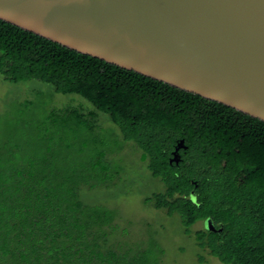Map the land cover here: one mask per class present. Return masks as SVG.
<instances>
[{
	"label": "trees",
	"instance_id": "16d2710c",
	"mask_svg": "<svg viewBox=\"0 0 264 264\" xmlns=\"http://www.w3.org/2000/svg\"><path fill=\"white\" fill-rule=\"evenodd\" d=\"M0 76L11 83L37 80L93 106L47 114L45 133L39 135L41 168L35 152L24 160L19 146L0 154V264H156L147 261V250L108 245L107 236L123 229L115 223L116 213L80 198L82 187L108 188L111 171L118 174L105 151H95L88 180L77 169L67 170L66 161L57 169L51 165L54 134L69 150L65 134L92 136L98 112L109 117L125 141L135 143L141 162L163 185L144 198L145 205L177 215L186 235L200 221L221 228L196 231L194 239L222 264H264L262 121L2 20ZM179 139L187 148L182 163L170 166L169 152Z\"/></svg>",
	"mask_w": 264,
	"mask_h": 264
},
{
	"label": "water",
	"instance_id": "95a60500",
	"mask_svg": "<svg viewBox=\"0 0 264 264\" xmlns=\"http://www.w3.org/2000/svg\"><path fill=\"white\" fill-rule=\"evenodd\" d=\"M0 20L264 123V0H0Z\"/></svg>",
	"mask_w": 264,
	"mask_h": 264
},
{
	"label": "rangeland",
	"instance_id": "374dc122",
	"mask_svg": "<svg viewBox=\"0 0 264 264\" xmlns=\"http://www.w3.org/2000/svg\"><path fill=\"white\" fill-rule=\"evenodd\" d=\"M65 107L76 112L93 109L78 95L56 93L50 85L40 81L11 83L0 76V154L19 146L24 151V160L35 152L41 168L43 154L39 135L45 133L43 122L52 110ZM75 115L71 113L72 119L77 120ZM97 115V127L92 136L84 134L75 139V132L65 134V142H71L69 150L58 142L56 134L51 136L54 143L50 160L56 169L62 165L58 162L66 161L63 165L67 170L77 169L88 180L95 151L107 153L106 161L118 174L111 171L114 177L108 188L103 185L95 189L82 187L80 198L87 204L104 206L116 213L115 223L123 231L109 234L108 245L119 243L134 251L147 250L150 254L147 261H156V264H222L196 245L194 232L203 230L201 221L186 235L177 215L168 216L165 210L143 203L145 197L163 190V185L141 162V151L135 143L125 141L107 115L100 112Z\"/></svg>",
	"mask_w": 264,
	"mask_h": 264
},
{
	"label": "flooded vegetation",
	"instance_id": "af4514ba",
	"mask_svg": "<svg viewBox=\"0 0 264 264\" xmlns=\"http://www.w3.org/2000/svg\"><path fill=\"white\" fill-rule=\"evenodd\" d=\"M175 145V144H174ZM186 146V145H185ZM173 151V149L169 152V157H168V160L170 159V157H171V152ZM185 151H186V149H180L179 151H178V154H179V156H180V161H179V163L176 165V164H174V163H169L168 162V164L170 165V166H175V167H177V166H179L181 163H182V160H183V154L185 153ZM207 220H205V221H203L202 222V224H203V229H205V222H206ZM213 227H214V230H218V229H220V228H218V229H216L215 228V226L213 225ZM211 231V230H210Z\"/></svg>",
	"mask_w": 264,
	"mask_h": 264
}]
</instances>
